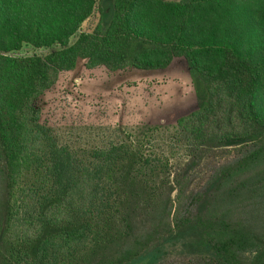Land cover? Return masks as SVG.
<instances>
[{
	"label": "trees",
	"instance_id": "trees-1",
	"mask_svg": "<svg viewBox=\"0 0 264 264\" xmlns=\"http://www.w3.org/2000/svg\"><path fill=\"white\" fill-rule=\"evenodd\" d=\"M177 60L195 105L171 122L85 135L45 121L79 61ZM225 149L187 193L189 166ZM170 249L167 264H264V0H0V264H159Z\"/></svg>",
	"mask_w": 264,
	"mask_h": 264
},
{
	"label": "rangeland",
	"instance_id": "rangeland-1",
	"mask_svg": "<svg viewBox=\"0 0 264 264\" xmlns=\"http://www.w3.org/2000/svg\"><path fill=\"white\" fill-rule=\"evenodd\" d=\"M95 24L94 16L82 30L88 31ZM35 53L41 51L24 46L16 55ZM194 105L191 79L182 60L175 61L163 71L128 69L116 73L104 68L88 70L84 61H79L75 70L60 75L57 84L44 97V114L45 121L58 132L78 129L82 131L75 132L87 135L86 132L98 126L131 129L146 122H171ZM235 155V149L217 150L210 154L207 162L192 163L182 178L186 192L203 193L213 169ZM178 258H181L180 254L170 249L159 264Z\"/></svg>",
	"mask_w": 264,
	"mask_h": 264
}]
</instances>
